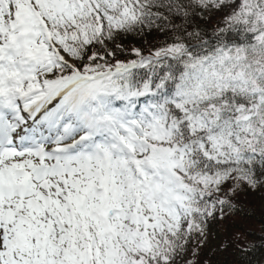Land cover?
Listing matches in <instances>:
<instances>
[{
	"label": "snow or ice",
	"instance_id": "1",
	"mask_svg": "<svg viewBox=\"0 0 264 264\" xmlns=\"http://www.w3.org/2000/svg\"><path fill=\"white\" fill-rule=\"evenodd\" d=\"M253 196L264 0H0V264H264Z\"/></svg>",
	"mask_w": 264,
	"mask_h": 264
},
{
	"label": "trees",
	"instance_id": "2",
	"mask_svg": "<svg viewBox=\"0 0 264 264\" xmlns=\"http://www.w3.org/2000/svg\"><path fill=\"white\" fill-rule=\"evenodd\" d=\"M250 199L252 201L251 206L254 208L256 216L244 221L243 226L245 229H252L256 235L259 236L261 234L262 221H264V202H262L258 196H253ZM237 230L236 228L232 229V231ZM221 238H223V234H221ZM247 240L252 241L254 237L249 236ZM214 243H219V241H215ZM206 258L210 260L211 264H237L236 256L232 249H229L228 252L217 253L214 256H208Z\"/></svg>",
	"mask_w": 264,
	"mask_h": 264
}]
</instances>
